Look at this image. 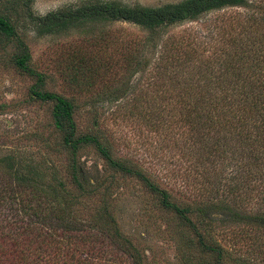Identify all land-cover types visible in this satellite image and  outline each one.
<instances>
[{"label":"trees","instance_id":"obj_1","mask_svg":"<svg viewBox=\"0 0 264 264\" xmlns=\"http://www.w3.org/2000/svg\"><path fill=\"white\" fill-rule=\"evenodd\" d=\"M11 1H19L25 8L26 18L39 36L80 29L87 42L92 39L107 44L109 37L97 24L125 22L146 33L141 47H148L150 42L155 47V41L162 39L168 27L249 3L178 0L143 5L120 0H78L35 15L32 0ZM261 23L264 9L248 16L240 30H222L220 39L226 41L225 48L215 56L217 63L213 67L180 62L168 48L167 40L161 47L160 61L154 66L159 81L172 83L181 76L188 87L186 96L193 97V102L180 104L181 120L191 131V151L195 152L202 182L197 199L186 202L175 199L132 161L115 155L94 105L118 102L127 90L123 86L106 90L104 86L95 92L93 109L81 119L80 105L74 98L45 88L46 76L32 66L29 48L17 31V19L0 12V45L14 43L17 49L10 62L32 79L30 96L49 107L43 129L28 135L37 140L42 150L39 159L17 149L0 155V264H126L128 260L130 264H150L145 249L123 232L116 214L118 195L130 180L137 181L146 196L153 198L155 209L163 212L183 264H224L230 258L214 235L217 222L264 235ZM119 46L120 53L128 51L123 49L128 44ZM134 47L122 57L123 67L132 75L145 70L149 61H143L142 50ZM171 47L178 51L177 46ZM94 61L89 53L84 55L77 49L70 54V79L75 85L90 89L95 85V74L100 69L104 73L109 70L104 59L98 58L92 65ZM154 103L133 98L116 104L123 114L141 115L158 123L159 105ZM89 152L102 163L93 175L82 159ZM254 196L259 199L253 200ZM214 213L222 214L223 219H215Z\"/></svg>","mask_w":264,"mask_h":264},{"label":"rangeland","instance_id":"obj_2","mask_svg":"<svg viewBox=\"0 0 264 264\" xmlns=\"http://www.w3.org/2000/svg\"><path fill=\"white\" fill-rule=\"evenodd\" d=\"M76 1L78 0H32L31 10L35 15H43ZM120 1L126 4L159 5L178 0ZM263 9L264 0H249L245 7H225L212 11L195 20L168 27L162 39L155 41V47L151 42L148 47H141L140 43H143L146 33L125 22L97 24L107 33V44L92 39L87 42L80 29L39 36L33 30L31 21L26 18L25 8L19 1L0 0V12L17 19V31L29 48L32 66L46 76L45 88L74 98L80 105L81 112L78 116L81 119L93 109L91 103L93 98L96 101L95 92H99L104 86L106 90L113 88L112 86H123L127 90L119 97L118 102H96L94 105V109L101 114L102 128H105L115 155L132 161L166 188L175 199L186 202L197 199L195 195L199 194L202 182L201 175L196 170L195 152L191 151V131L181 120L180 104L192 101L193 97L186 96L188 87L181 76L172 83L159 81L154 66L160 61L161 47L167 40L168 48L174 51L180 62L213 67L217 63L215 56L223 53L225 48L223 46L226 41L220 39L222 30H240L248 16L258 15ZM260 28L259 33L264 34V23H261ZM120 44H128V47L123 46L128 51L120 53ZM133 45V49L142 50L140 55L143 61L149 59L147 68L134 75L122 65L123 54L129 53ZM171 45L177 46L178 51ZM16 49L14 43L0 45V155L17 149L39 159L42 150L37 140L28 138V135L43 129L42 124L48 117L49 107L30 96L28 89L32 79L10 62ZM76 49L81 54L89 53L90 58H95L92 65L98 58L109 64V70L105 73L98 69L100 73L95 74V85L90 89L83 85L77 86L70 79V54ZM103 96L105 95L101 97ZM133 98L141 103L156 102L154 105H159L156 112L160 114L161 121L155 123V120L150 122L151 118L146 120L141 115L123 114L117 104ZM147 110L148 108L143 109ZM82 159L92 175L102 165L101 160L92 152L85 154ZM256 199L259 197L254 196L253 200ZM151 200L153 198L146 196L137 181H126L117 200L119 224L123 232L145 249L150 264H183V260L177 255L174 233L166 225L163 212L157 211ZM214 218L222 220L223 215L214 213ZM217 223L214 235L230 255L224 264H264L263 233L258 236L239 225ZM126 264H130V261Z\"/></svg>","mask_w":264,"mask_h":264}]
</instances>
